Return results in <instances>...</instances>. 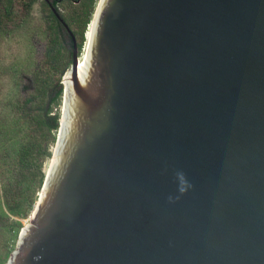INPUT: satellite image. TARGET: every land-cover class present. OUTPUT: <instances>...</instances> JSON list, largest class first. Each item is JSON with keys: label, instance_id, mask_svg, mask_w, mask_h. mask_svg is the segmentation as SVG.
<instances>
[{"label": "water", "instance_id": "water-1", "mask_svg": "<svg viewBox=\"0 0 264 264\" xmlns=\"http://www.w3.org/2000/svg\"><path fill=\"white\" fill-rule=\"evenodd\" d=\"M53 13L62 121L5 264H264V0H99L82 80Z\"/></svg>", "mask_w": 264, "mask_h": 264}, {"label": "rangeland", "instance_id": "rangeland-1", "mask_svg": "<svg viewBox=\"0 0 264 264\" xmlns=\"http://www.w3.org/2000/svg\"><path fill=\"white\" fill-rule=\"evenodd\" d=\"M97 2L64 1L56 7L75 39L79 58L84 50V32ZM49 3L50 0H34L21 26L0 30V264L6 263L21 229L29 223L57 137V130L47 132L28 116H17L8 102L30 97L35 87L58 81L61 95L51 109L52 115L60 118L62 77L72 61L69 36L64 29L57 31ZM38 145L46 150L45 154L38 152ZM21 160L31 165L22 167ZM2 184H8L11 190L10 208L4 203Z\"/></svg>", "mask_w": 264, "mask_h": 264}, {"label": "trees", "instance_id": "trees-1", "mask_svg": "<svg viewBox=\"0 0 264 264\" xmlns=\"http://www.w3.org/2000/svg\"><path fill=\"white\" fill-rule=\"evenodd\" d=\"M33 1L34 0H0V30L8 29L9 27L21 26L30 11ZM64 1L77 2V0H50V3L48 4L51 17L54 20L56 27L58 28L57 31L63 29L66 31V29L53 13L54 11L57 15H59L56 7L59 3ZM60 19L63 21L61 17ZM85 23L87 24L88 21H85L84 24ZM86 27L88 28V26ZM87 28L84 32V40H86L85 34ZM68 36V52L70 56H72V40L69 34ZM60 95L61 88L58 81H56L55 84H44L42 86L35 87L30 97L11 100L10 102H8V105L14 110V113L17 114V116H22L23 118L24 116L25 118L26 116H28L30 119L34 120L38 127L43 128L47 132H51L58 129L59 119L57 114L52 115L51 106L60 97ZM28 117L27 119H29ZM37 149L40 154L46 153V150L39 148V145ZM20 164L22 167H29L31 165V162L27 160H21ZM42 179L43 178L41 175L39 182H41ZM2 195L5 205L8 208L12 207L13 199L8 184H2Z\"/></svg>", "mask_w": 264, "mask_h": 264}, {"label": "bare ground", "instance_id": "bare-ground-1", "mask_svg": "<svg viewBox=\"0 0 264 264\" xmlns=\"http://www.w3.org/2000/svg\"><path fill=\"white\" fill-rule=\"evenodd\" d=\"M98 2H99V0H98ZM96 6H97V4H96ZM95 9H96V7H95ZM94 16H95V14L93 13V16L91 17V21H90V23L88 25V28H87V31H86V34H85L86 40H85V44H84V50H83V53H81L82 54L81 57L78 58V61H77V71H76V75H77V78L79 80H82L83 79L84 72L86 71V68H87V65H88L89 41L91 39L92 24H93ZM67 83H68V80L67 79L64 80L63 84L64 85H67ZM64 104H65V101H64ZM60 121H62V118H60ZM46 172H47V170H46ZM39 195H40V193H39ZM36 207H37V203L35 205L34 210L36 209Z\"/></svg>", "mask_w": 264, "mask_h": 264}]
</instances>
